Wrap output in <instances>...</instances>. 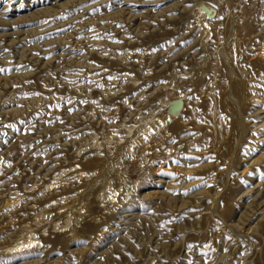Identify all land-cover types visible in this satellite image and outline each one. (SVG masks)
<instances>
[{
	"label": "rangeland",
	"instance_id": "obj_1",
	"mask_svg": "<svg viewBox=\"0 0 264 264\" xmlns=\"http://www.w3.org/2000/svg\"><path fill=\"white\" fill-rule=\"evenodd\" d=\"M263 53L264 0H0V264H264Z\"/></svg>",
	"mask_w": 264,
	"mask_h": 264
},
{
	"label": "bare ground",
	"instance_id": "obj_2",
	"mask_svg": "<svg viewBox=\"0 0 264 264\" xmlns=\"http://www.w3.org/2000/svg\"><path fill=\"white\" fill-rule=\"evenodd\" d=\"M199 4V3H198ZM211 5V4H210ZM212 8V7H211ZM198 10V15H199V17H198V19H199V21H198V23H199V27H202V28H205V27H207L206 26V24H207V22H208V15H207V13H208V10H210L209 9V7H207L206 5H204V3H200V6H199V8L197 9ZM211 11V10H210ZM210 11H209V13H210ZM221 11V10H220ZM210 18V17H209ZM215 19H216V17H215ZM216 26V25H215ZM264 54V53H263ZM263 57L261 56V59H262ZM264 60V58L262 59V61ZM224 62V61H223ZM157 124V123H156ZM181 127V126H180ZM148 128V127H147ZM146 129V128H145ZM162 131H164V130H162ZM166 132V131H165ZM162 133V132H161ZM159 135H160V132H159ZM167 135V134H166ZM154 136V135H153ZM145 137V136H144ZM141 140V139H140ZM187 142V141H186ZM146 144V143H145ZM169 147V146H168ZM89 165V164H88ZM87 166V165H86ZM91 167V166H90ZM82 172V171H81ZM77 174H80V172H78ZM78 176V175H77ZM79 177V176H78ZM120 177V176H119ZM84 178V177H83ZM105 182H107V181H105ZM101 184V183H100ZM105 184H107V183H105ZM102 185H103V183H102ZM106 186V185H105ZM108 186V185H107ZM102 188V187H101ZM103 188H105V187H103ZM108 188H109V186H108ZM64 189V188H63ZM106 189V188H105ZM102 190V189H101ZM109 190V189H108ZM100 195V194H99ZM39 214V213H38ZM41 215H44V213H42V211H40V214H39V216L37 217L38 219H39V217L41 216ZM55 226V225H54ZM25 230H28V229H25ZM31 230L32 229H29L28 231H25L26 232V236H27V234H28V236L26 237L23 233H25V232H23L22 234V236H21V238L23 237V236H25L26 237V241L27 242H31V241H33L30 237H29V234H30V232H31ZM33 231V230H32ZM33 234V233H32ZM30 236H32V235H30ZM20 237V236H19ZM37 239V238H36ZM23 240V239H22ZM22 242V241H21ZM23 243V242H22ZM18 244H19V242H18ZM24 244V243H23ZM15 245V244H14ZM24 245H26V244H24ZM13 248H15V247H13ZM17 248V247H16Z\"/></svg>",
	"mask_w": 264,
	"mask_h": 264
}]
</instances>
